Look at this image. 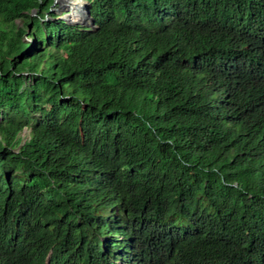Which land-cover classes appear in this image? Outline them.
<instances>
[{
	"label": "trees",
	"instance_id": "1",
	"mask_svg": "<svg viewBox=\"0 0 264 264\" xmlns=\"http://www.w3.org/2000/svg\"><path fill=\"white\" fill-rule=\"evenodd\" d=\"M85 1L0 0V252L264 264V0Z\"/></svg>",
	"mask_w": 264,
	"mask_h": 264
},
{
	"label": "clouds",
	"instance_id": "2",
	"mask_svg": "<svg viewBox=\"0 0 264 264\" xmlns=\"http://www.w3.org/2000/svg\"><path fill=\"white\" fill-rule=\"evenodd\" d=\"M88 6H90V5H88ZM88 16H89V12H88ZM90 19H91V17H90ZM91 21H92V19H91ZM92 23H93V21H92ZM79 24L80 23H78L76 25H79ZM92 27H94V24H93ZM258 118H259L260 124L261 125H264V99L261 101ZM26 135H29L28 129H25L24 137H26ZM106 182H108V178H107ZM103 194H111L114 197L116 196V192H115V190L112 187L111 188L108 187L107 192L106 193H103ZM106 220L108 221L109 224H111L113 226H117L118 225L119 219L114 214L113 208L106 215ZM113 236H117L119 239H122V237L118 233L117 234L115 233L114 235L108 234V235L104 236L103 237V240L104 241H111L112 238H113ZM12 238H14V236H12ZM119 253H120V257L115 261L116 264H133V258H132V255H130V251L125 252L126 253V256H123L124 249L120 250ZM0 264H15V263L8 256H6L2 252H0Z\"/></svg>",
	"mask_w": 264,
	"mask_h": 264
},
{
	"label": "rangeland",
	"instance_id": "3",
	"mask_svg": "<svg viewBox=\"0 0 264 264\" xmlns=\"http://www.w3.org/2000/svg\"><path fill=\"white\" fill-rule=\"evenodd\" d=\"M79 2L81 4L83 11L81 12L80 16H73V15L69 14V12L72 10V7H70L68 2H66L65 0H56V2L54 4L55 7L52 11L58 15V18H55V20L62 19L63 21H65L66 19L68 20V18L72 22H77L78 20H81L82 22L80 24L84 25V22L88 21L87 16H88V12H89L91 7L88 6L87 4H85L86 2L84 0H79ZM84 5H85V10H84ZM18 24L22 25V23H18ZM27 41H29V40H27ZM30 82H31L30 80L27 81L28 84H30Z\"/></svg>",
	"mask_w": 264,
	"mask_h": 264
},
{
	"label": "bare ground",
	"instance_id": "4",
	"mask_svg": "<svg viewBox=\"0 0 264 264\" xmlns=\"http://www.w3.org/2000/svg\"><path fill=\"white\" fill-rule=\"evenodd\" d=\"M65 1L69 3L70 7H72V10L69 12V14L73 16H80L83 9L81 7L79 0H65ZM84 10H85V5H84ZM78 22H82V21L78 20Z\"/></svg>",
	"mask_w": 264,
	"mask_h": 264
},
{
	"label": "water",
	"instance_id": "5",
	"mask_svg": "<svg viewBox=\"0 0 264 264\" xmlns=\"http://www.w3.org/2000/svg\"><path fill=\"white\" fill-rule=\"evenodd\" d=\"M85 2H86L85 4L89 5V3L87 1H85ZM66 22H68L69 24H72V25L78 24V23L70 21L69 18H68V20L66 19ZM84 25L87 26V27H92L93 26V23H92V21L90 19V15L88 16V21L84 22Z\"/></svg>",
	"mask_w": 264,
	"mask_h": 264
}]
</instances>
